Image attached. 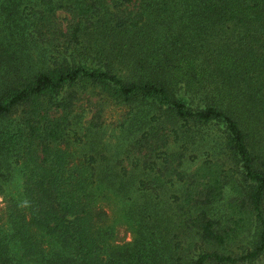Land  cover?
I'll return each mask as SVG.
<instances>
[{"label":"trees","instance_id":"obj_1","mask_svg":"<svg viewBox=\"0 0 264 264\" xmlns=\"http://www.w3.org/2000/svg\"><path fill=\"white\" fill-rule=\"evenodd\" d=\"M91 87L116 129L74 112ZM0 195V264H264V0H0Z\"/></svg>","mask_w":264,"mask_h":264},{"label":"rangeland","instance_id":"obj_2","mask_svg":"<svg viewBox=\"0 0 264 264\" xmlns=\"http://www.w3.org/2000/svg\"><path fill=\"white\" fill-rule=\"evenodd\" d=\"M67 14L62 12L61 10L56 12V21L61 22L62 25L66 23ZM92 89V91H91ZM86 88L85 91H82L80 95V99L76 102L75 107H73L74 112L80 111L82 113L84 120L91 117L94 112H97V108L99 107L98 102L101 105L100 109V116L102 119L103 126H106L108 129H112L115 126L119 125L126 117V107L123 104L117 103L112 97L110 96H98L95 94L96 89L93 87ZM116 129V128H114ZM69 150L70 148L67 147ZM78 150V149H77ZM71 151V150H70ZM208 160L210 156L207 157ZM213 159V158H212ZM204 161V149L200 148L197 152L196 157L192 161L193 167L198 166L201 162ZM214 163L219 165V161L216 162H209L207 164L214 166ZM233 191L228 190V192H224L222 197L224 198V205L221 206L223 212L228 213V201L227 199L232 197ZM98 199H93L92 196H86L84 199V203L88 209H90L92 214V221L94 227L104 226L106 227L110 234L111 231L113 232V239H110L109 232L105 229L104 238L107 239L108 244L112 245H119L122 243H126L131 241L132 233L130 229L126 226V224L119 218L120 215V202L117 198H115L111 194L106 195H98ZM95 200V201H94ZM5 206L6 202L0 195V224L2 228H5L4 221H5ZM244 214H233L234 219L242 220L240 222L239 232L240 235L236 239L234 245L230 246L233 251H238L241 244H245L247 240H245V236L249 235V231L253 230V223L248 224L247 215ZM109 227H112L111 229ZM95 229V228H94ZM40 245L42 250L43 249H54L55 243L49 240L45 235L38 236ZM245 242V243H243ZM107 244V247L109 246ZM106 247V246H105Z\"/></svg>","mask_w":264,"mask_h":264}]
</instances>
